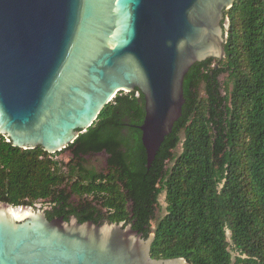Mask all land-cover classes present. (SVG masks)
Masks as SVG:
<instances>
[{"label": "water", "instance_id": "obj_1", "mask_svg": "<svg viewBox=\"0 0 264 264\" xmlns=\"http://www.w3.org/2000/svg\"><path fill=\"white\" fill-rule=\"evenodd\" d=\"M235 1L0 0V134L17 148L60 151L119 92L137 89L149 167L182 116L190 68L225 57L224 12ZM153 240L0 202V264H189L151 258Z\"/></svg>", "mask_w": 264, "mask_h": 264}, {"label": "trees", "instance_id": "obj_2", "mask_svg": "<svg viewBox=\"0 0 264 264\" xmlns=\"http://www.w3.org/2000/svg\"><path fill=\"white\" fill-rule=\"evenodd\" d=\"M224 17L225 57L190 68L182 116L149 167L138 129L144 98L137 89L119 92L69 145L112 153L126 146L123 160L135 193L163 211L154 228H145L152 216L145 206L144 220L133 228L143 239L154 234L150 256L156 260L264 264V0H236ZM55 167L41 147L17 148L0 134V202L41 203L58 184Z\"/></svg>", "mask_w": 264, "mask_h": 264}, {"label": "flooded vegetation", "instance_id": "obj_3", "mask_svg": "<svg viewBox=\"0 0 264 264\" xmlns=\"http://www.w3.org/2000/svg\"><path fill=\"white\" fill-rule=\"evenodd\" d=\"M128 132L121 131L122 134ZM45 152L48 159L56 162L53 169L58 177L53 195L39 203L47 220H63L66 224L121 225L133 229L144 220L139 213L147 206L152 216L145 228H154L160 210L153 198L145 205L135 193L134 183L127 173L128 162L123 160L127 152L125 145H119L115 153L106 149L84 152L80 146ZM124 163L127 166L124 167ZM36 205L33 207L37 208ZM118 216L124 219L110 221Z\"/></svg>", "mask_w": 264, "mask_h": 264}, {"label": "rangeland", "instance_id": "obj_4", "mask_svg": "<svg viewBox=\"0 0 264 264\" xmlns=\"http://www.w3.org/2000/svg\"><path fill=\"white\" fill-rule=\"evenodd\" d=\"M223 80H224V77L221 78V81H223ZM124 93H126V92H124ZM180 151H181V146L179 145L178 148L176 149V152H180ZM160 203L162 206H164L163 195L160 197ZM36 206H37V208H40V204H37ZM160 214H163V211H160Z\"/></svg>", "mask_w": 264, "mask_h": 264}, {"label": "bare ground", "instance_id": "obj_5", "mask_svg": "<svg viewBox=\"0 0 264 264\" xmlns=\"http://www.w3.org/2000/svg\"><path fill=\"white\" fill-rule=\"evenodd\" d=\"M11 211V213H14V214H18V213H20L19 211H13V210H10Z\"/></svg>", "mask_w": 264, "mask_h": 264}]
</instances>
